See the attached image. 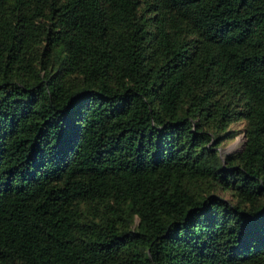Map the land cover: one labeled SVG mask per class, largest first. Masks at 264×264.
<instances>
[{
  "label": "trees",
  "instance_id": "trees-1",
  "mask_svg": "<svg viewBox=\"0 0 264 264\" xmlns=\"http://www.w3.org/2000/svg\"><path fill=\"white\" fill-rule=\"evenodd\" d=\"M0 264H264V0H0Z\"/></svg>",
  "mask_w": 264,
  "mask_h": 264
},
{
  "label": "rangeland",
  "instance_id": "rangeland-1",
  "mask_svg": "<svg viewBox=\"0 0 264 264\" xmlns=\"http://www.w3.org/2000/svg\"><path fill=\"white\" fill-rule=\"evenodd\" d=\"M239 129L242 128V125H237ZM244 141L243 134L240 133L233 141L227 143L224 147L221 148V153H228L240 150L242 148Z\"/></svg>",
  "mask_w": 264,
  "mask_h": 264
}]
</instances>
